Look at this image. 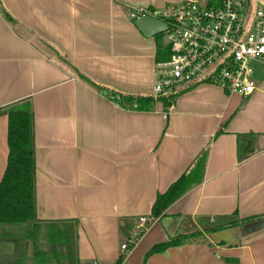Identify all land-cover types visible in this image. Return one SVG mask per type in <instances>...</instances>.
Instances as JSON below:
<instances>
[{"label": "crops", "instance_id": "obj_1", "mask_svg": "<svg viewBox=\"0 0 264 264\" xmlns=\"http://www.w3.org/2000/svg\"><path fill=\"white\" fill-rule=\"evenodd\" d=\"M183 1L0 3V109L32 104L36 224L44 234L43 222H72L73 264H264V223L210 232L147 257L178 233L264 215V62L251 64V96L199 82L183 88L168 109L159 101L129 109L110 97V89L153 94L159 42L132 15ZM204 152L203 181L152 218L157 196ZM8 154L2 114L0 182ZM143 216L147 228L124 252ZM24 231L0 224V264H37L35 238Z\"/></svg>", "mask_w": 264, "mask_h": 264}, {"label": "built area", "instance_id": "obj_2", "mask_svg": "<svg viewBox=\"0 0 264 264\" xmlns=\"http://www.w3.org/2000/svg\"><path fill=\"white\" fill-rule=\"evenodd\" d=\"M184 0L164 10L143 9L134 19L152 16L167 23L169 58L157 61L153 97L181 91L199 82L220 86L228 95L251 96L256 90L253 61L264 62V0ZM256 2L253 21L245 33ZM149 218L137 220L136 231L121 247L130 252L147 228ZM97 264V262H95Z\"/></svg>", "mask_w": 264, "mask_h": 264}, {"label": "trees", "instance_id": "obj_3", "mask_svg": "<svg viewBox=\"0 0 264 264\" xmlns=\"http://www.w3.org/2000/svg\"><path fill=\"white\" fill-rule=\"evenodd\" d=\"M213 3L219 4L220 0H215ZM3 12L10 22H16L7 9ZM169 56L168 47L158 43L156 61L168 59ZM100 88L103 89L102 86ZM181 91L162 94L158 98H154L153 95L128 94L113 89L109 90V94L113 100L125 108L148 110L157 101L162 102L166 109L170 108ZM2 114L8 116L9 154L5 174L0 182V224L23 226L25 231L22 235L35 238L34 260L37 264H66V261H68L67 264H73L76 234L72 222H43L46 226L44 234H41L40 227L36 224L38 221L35 215V145L32 104L29 100H24L0 109V115ZM206 161L207 153L204 152L190 172H185L171 184L166 192L157 196L152 208V218L163 215L170 205L203 181ZM262 220L264 215L242 218L237 222L208 228L205 232L257 224V222L262 224L264 223ZM30 223L34 224L30 225ZM201 234L200 231L177 234L155 244L148 251L147 257L172 246L196 241L203 237Z\"/></svg>", "mask_w": 264, "mask_h": 264}, {"label": "water", "instance_id": "obj_4", "mask_svg": "<svg viewBox=\"0 0 264 264\" xmlns=\"http://www.w3.org/2000/svg\"><path fill=\"white\" fill-rule=\"evenodd\" d=\"M255 10H256V2L253 1L252 11L250 14V18H249L245 33L248 31L253 21ZM136 25L146 37H157L160 33L165 31L168 27L166 22L160 19H157L155 17L149 16V15L138 18L136 20Z\"/></svg>", "mask_w": 264, "mask_h": 264}, {"label": "rangeland", "instance_id": "obj_5", "mask_svg": "<svg viewBox=\"0 0 264 264\" xmlns=\"http://www.w3.org/2000/svg\"><path fill=\"white\" fill-rule=\"evenodd\" d=\"M207 1L208 0H201V3L202 4H206L207 3ZM166 41V39L165 38H162V37H159L158 38V42L160 43V44H164V42ZM165 213V212H164ZM163 213V214H164ZM162 216V215H161ZM160 216V217H161ZM159 218V217H158ZM156 219V218H155ZM238 220H240V219H233V220H231V221H228V222H226V223H223V224H216V225H214V226H212V227H219V226H221V225H224V224H228V223H232V222H237ZM262 221H264V220H262ZM261 222H257V224H260ZM257 224H255V223H253V224H251L250 226H254V225H257ZM247 226V225H246ZM250 226H248V227H245V231H248V228L250 227ZM212 227H209V228H212ZM242 227V226H241ZM208 229V228H207ZM193 232H199V231H193ZM200 232H202V236H203V238H206V234H208V233H210V232H205V231H200ZM187 233H192V232H186V233H178V234H187ZM201 239H203L202 237H200ZM198 240V239H197Z\"/></svg>", "mask_w": 264, "mask_h": 264}]
</instances>
